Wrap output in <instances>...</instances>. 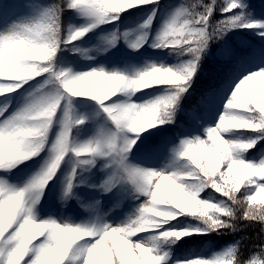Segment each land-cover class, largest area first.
<instances>
[{
	"label": "snow or ice",
	"instance_id": "obj_1",
	"mask_svg": "<svg viewBox=\"0 0 264 264\" xmlns=\"http://www.w3.org/2000/svg\"><path fill=\"white\" fill-rule=\"evenodd\" d=\"M149 6L152 7L147 18L139 25L143 34L128 44L133 51H139L148 43L146 30L150 29L158 14L160 0H117L115 3L112 0H60L59 3L54 0L50 3L3 0L0 3V65L6 70L28 66L32 58L21 55V50L47 47L41 37L54 30L59 34L55 57L58 52L67 49L90 59L80 48H69V45H74L101 25L115 23L125 9H147ZM165 7L169 11L150 47L175 54L181 59L177 67L149 65L137 70L126 66L111 71L100 67L73 74L71 69L54 66L52 59L49 64L33 65V70L38 73L34 78H17L11 82L0 79V90L12 89L0 94L3 97L0 100V117H4L0 120V156L3 157L0 159V173H3L0 177V204H7L20 196L26 209L23 214L17 210L10 226L0 234V264H10L16 259L14 252L31 225H49L57 231L64 230L65 234L75 231L83 234L84 239L62 252L49 242L48 230H42L40 234V229H33L31 243L27 245L19 264H40L44 258L49 259L50 264H98L94 258L98 250H103L107 264H264V207L253 205V201L258 199L264 204V147L254 155H248L260 141H264V43L257 46L243 41L240 47L223 44L214 58L217 63L209 72L208 86L185 113L186 123L176 125L173 136L165 137L153 146H145L144 140H141L146 131L153 128L164 130V125L175 123L180 100L185 94H190L189 89L202 70L210 43L221 41L229 32L238 33L245 29L254 30L264 41V23L250 22L246 18L245 6L236 0H211L209 3L204 0H178L175 5ZM251 8L264 13V4H253ZM66 12H76L85 19V25L65 28L61 18ZM217 12L221 14L219 17ZM128 35L127 32L118 34V31H113L103 37L104 51L114 48L121 38L127 42ZM154 71L174 74L156 82L155 85L164 86V94L150 99L175 102L174 112L164 120H157L147 130L127 131L126 139L121 133L128 129L126 114L134 108L131 91L128 93L130 98L113 102L112 98L121 93L97 96L80 88L93 74L120 76L126 84H132ZM28 75L25 73L26 77ZM37 77L39 79H35ZM33 81L36 83L32 84ZM253 81H257L256 90L242 91ZM25 85L31 89H25L27 95L19 91ZM172 88L179 90L178 96L168 94ZM12 93H17V96H12ZM225 94L226 102L220 114L215 116V123L203 127V138L201 135L188 138L192 129L200 127L209 118L213 101L224 99ZM20 96L23 97V104L5 117L12 102ZM80 97L91 98L96 103L98 111L94 118L102 117L114 126L110 130L101 128L94 138L84 143L71 139L73 130L85 123L83 118L75 116L72 106V99ZM41 111L55 113L52 127L58 125V132L46 149L48 155L42 161L33 160L32 165H25L26 168L39 167L27 179L19 181L20 186L17 187L9 183V178L15 175L12 170L30 159L20 162L12 154L18 137L29 130L25 122ZM226 120L241 121L243 126L226 127ZM234 129H243L255 133V136L241 139L235 133L242 131ZM142 146L146 155L139 163H131L129 155L132 149L136 147L139 152ZM45 148L46 145L43 150ZM50 151L59 152V155L53 159ZM165 154L167 163L164 167L160 170L152 168L154 159ZM201 158L207 163L202 164ZM97 159L103 161V170L106 171V178L98 185L99 190L107 193L117 186L130 185L132 198L140 201L134 212L115 226L104 222L102 217H97L91 224L75 226L63 219L59 222L51 218L38 221L33 209L44 198L46 189L50 193L56 189L62 163L66 161L70 169L65 168L63 178L58 181L57 198L61 203L71 198L74 187L79 186L74 184L80 175L78 169L85 165L93 166ZM168 182L182 185L190 195L195 196L200 201L199 211L196 208L185 209L178 204L165 187ZM50 184L51 189L48 187ZM162 189H166L163 196L160 194ZM208 189L219 193L221 199L213 203L211 201L215 197L210 194L206 199L198 198ZM45 206H48V201H45ZM158 213H165L167 218ZM189 213L197 221L196 225H189L181 219L189 217ZM146 219L152 223L146 225ZM25 220L29 221L28 225ZM245 229H258V243L242 235L224 251L207 259L199 256L172 259L171 247L187 236L195 234L211 238L212 233L221 236ZM171 232L184 235L177 240L175 236L167 235ZM38 236L42 239L33 243ZM108 241H111L110 245Z\"/></svg>",
	"mask_w": 264,
	"mask_h": 264
},
{
	"label": "rangeland",
	"instance_id": "obj_2",
	"mask_svg": "<svg viewBox=\"0 0 264 264\" xmlns=\"http://www.w3.org/2000/svg\"><path fill=\"white\" fill-rule=\"evenodd\" d=\"M3 0H0L2 3ZM169 9L164 10L161 17V22L157 26L155 30L152 31L150 39H152L157 35L163 21L168 13ZM31 15V14H30ZM261 17V23H264V13L259 15ZM72 27L78 28L84 26L86 21L84 18L79 16L76 12L72 16ZM144 22L143 19L136 20L132 25H125L121 34L127 32L129 35L127 37V42L124 40L125 45L121 48V50L117 52H113V48H109L108 51H104L106 47L103 37L108 36L113 29L103 30L96 28L93 31L87 33L86 37L82 38V42H80V49L85 52L87 57L90 59H83V66H78L75 64H65L61 65L62 69H71L73 74L79 73L82 71L89 70L90 68H104L107 71H111L113 68L117 70H121L126 66H131L137 70H141L147 68L149 65L155 66H164V67H174L172 63H169L164 57H156L152 53H141L139 55L129 52L130 48L128 44L132 41H135L139 36L143 33L139 28V25ZM84 39V40H83ZM135 52V51H134ZM152 54V55H151ZM131 75V73H127ZM257 81L251 82V84L245 86V90L250 85H256ZM85 87L91 88V84H85ZM99 85H97V88ZM30 91L31 89L28 88ZM24 95H27L26 91L21 92ZM138 93V92H137ZM137 93L131 97V101L134 103H142L146 100L154 99L156 96L147 95L144 97H137ZM12 96H17V93L11 94ZM123 96V95H122ZM3 98H0L2 100ZM127 98L123 96V98L118 102H123ZM23 104V97H17V100L13 101L11 106L8 108V111L5 112V117L12 114L19 106ZM72 106L74 110V114L77 118H83L85 120L84 125L80 127V132L75 134L71 139L76 143H84L88 140L95 137L98 130L103 128L104 130H110L111 127L110 121H106L102 117H95L94 114L98 111V106L95 105V102L91 100H79L76 98L72 99ZM223 104L220 105L219 102L214 101L213 107H211L210 113V122L209 124L215 123V116L220 114V110L222 109ZM215 113V115H212ZM4 119V117H0V120ZM214 121V122H213ZM208 124V125H209ZM203 131V130H202ZM201 132H198L196 135H201ZM58 132V125H54L49 134L48 142L46 144L47 147H50L51 141L55 138L56 133ZM188 138H192L190 134ZM201 138L202 135H201ZM143 137L141 136V140ZM139 144V141H137ZM48 155L45 150L44 156L39 160H43L44 157ZM146 155V153L142 151H137L136 147L132 149V153L129 155V160L131 163H139V161ZM67 161V159H66ZM62 163L61 170L58 172L57 177L58 181L63 178L64 169L69 168L70 165L66 163ZM167 163V155L160 156L154 159L152 163V168L155 170H160ZM39 167V165H35L34 168L28 169L23 176L20 177H10L9 183L15 184L17 187L20 186L19 181L27 179L29 175L35 168ZM81 174L77 178L74 184L79 185L78 187H74L73 195L71 198L67 199L65 202L61 203L57 194L59 192V182L57 181L56 189L53 193H50L47 189L44 193V198L41 199L40 203L35 206L33 209L34 215L38 221L45 220L48 218L55 219L58 222L63 219L65 222H68L72 225H85L91 224L97 217H102L104 222L112 224L113 226L120 224L122 221L126 220L129 215H131L136 206L140 203V201L134 200L132 198V189L130 185H122L117 186V188L113 189L111 192L103 193L99 190L98 185L106 178V171L103 170V161L97 159L93 166L89 167L85 165L80 169ZM3 176V173H0V177ZM49 189L52 188L48 186ZM170 187V185H169ZM166 189L161 190V195H164ZM45 201H48V207L45 205ZM45 207V208H44ZM50 208V209H49ZM143 235V234H141ZM42 237L38 236L33 243L38 242ZM134 239V238H133ZM111 241H108L107 244L110 245ZM138 254V253H134ZM94 258L98 261V264H107V259L103 250H98L94 253ZM23 264V262H21ZM170 264V262H169Z\"/></svg>",
	"mask_w": 264,
	"mask_h": 264
},
{
	"label": "trees",
	"instance_id": "obj_3",
	"mask_svg": "<svg viewBox=\"0 0 264 264\" xmlns=\"http://www.w3.org/2000/svg\"><path fill=\"white\" fill-rule=\"evenodd\" d=\"M39 2L40 3H50L51 0H39ZM54 2L59 3L60 0H54ZM177 2H178V0H160V9L158 11V14H157L156 18L153 20L150 29L146 30L148 32V43H145L144 46L139 49V51L134 52L133 50L130 49L129 52L137 54V55L141 54L142 52L143 53H152L156 57L166 58L169 63H172L174 65V67L179 66V64L181 62L180 58H177L175 56V54H171L167 50L161 51L159 49H153L152 47H150V44L152 43V41L149 40L150 36L152 34V31L155 30L157 28V26L159 25V23L161 22L162 13L164 12V10L168 9L165 6L175 5ZM189 2H195V0H189ZM204 2L209 3V2H211V0H204ZM218 2H222V0H218ZM236 2L245 6V12L247 13L246 18L250 22L261 23V17H259L261 12L253 11L251 6L253 4H264V0H236ZM117 6H119V4H117ZM151 7L152 6H149L147 9L136 8V9H132L130 11H128V9H125V12L121 13L119 20H117L113 24L101 25L99 27V29H103V30L113 29L114 31H118V34H121V31L123 30V27L125 25H132L136 20H139V19L145 20L147 18V15L149 14V12L151 10ZM73 15H74V12H66L63 14L61 20H62V24L64 25L65 28L69 25L72 26L73 22L71 19H72ZM216 15L219 17L221 14L219 12H217ZM243 41H249L251 43L256 44L257 46H259L261 43H264V41H262L261 38L256 35L254 30H247V29L242 30L238 33L229 32L223 37V39L221 41H217L215 43H210V46L207 50L208 55L204 58L202 65H201L202 70H201V72H199L197 74V77L194 78L192 87L189 89L190 94H185L184 98L180 100V105H179V108L177 109V112H176L175 123L173 125H164L163 126L164 130H161L160 128H153V129H150V130L146 131L145 133H143V135H142L143 139L142 140H144L145 146H153V145L159 143L161 139H163L165 137L173 136V134L176 130V125L181 124V123H186L185 113L192 107L193 104H195L197 102V100L201 96L203 90L209 84V72H210V70L214 69L215 64L217 63L214 59L216 56V53L219 51V49L221 48V46L223 44H228V45H231L233 47H240ZM80 42H82V39L76 41L74 45H69V48H71V47L80 48ZM124 45H125V42H124L123 38L119 39L116 46L112 49L113 52L114 51L117 52L118 50L120 51L121 48L124 47ZM63 63L75 64L78 66L84 65L83 59L79 54H73L72 52L68 51L67 49H65L64 51L58 52L57 56L53 60L54 66L59 67L61 69H62L61 65ZM35 79H39V77H37ZM31 83L35 84L36 82L33 81ZM163 87H164L163 85H153L149 89H142L140 92L137 93L136 96L137 97H144L147 95L160 96V95L164 94V88ZM25 89H28V85H25V87L20 89L19 91L23 92V91H25ZM88 89H90V88L84 86L85 91H87ZM256 89H257V84L255 86L250 85L249 87H247L246 90L244 89L242 91H251V90H256ZM0 98H3V97H0ZM122 98H123L122 94H118L116 97L112 98V101L118 102ZM76 99L91 100V98H88V97H80V98H76ZM226 99H227V96L225 94L224 99H216V100H217V102L220 103V105L221 104L224 105V103L226 102ZM216 100H214V101H216ZM95 105H96V103H95ZM222 108H223V106H222ZM235 110L236 111H242L241 109H235ZM211 112L212 111L210 108L209 109V118L207 120H205L200 125V127L192 129L191 135L198 134V132H201L203 130V127H205L209 124L210 119H211L210 118ZM110 126H111V124H110ZM80 127L73 130L72 138H73V136H75V134H77L81 131ZM234 130L242 131V132H236L235 133V136H238L241 139H245L248 137H254L255 136V133L246 132L243 129H234ZM152 134H154V135H152ZM145 137H147L146 140H145ZM262 147H264V141H260V143H258L251 150V153L248 155H254ZM45 150H46V148H45ZM45 150H42L41 153L37 157L30 159L29 161L25 162L24 164H20L18 166V168L13 169L12 171H13V173H15V175L12 177L15 178V177L23 176L27 171H29L28 169H30V168H26L25 165L26 164L32 165L33 160H39L41 157L44 156ZM140 151L146 153L145 147L142 146ZM66 159H67V157H66ZM185 159H187V158H185ZM201 163L206 164L207 160L204 158H201ZM78 172L81 174L80 169H78ZM257 179H259V178H257ZM76 180L74 182H78ZM49 186H51V184ZM241 190H243V184H241ZM209 194L212 197H215V200L211 201L213 203H215L221 199L219 197L220 194L216 193L212 189H208L205 192L201 193L198 198H200L202 200L206 199L209 197ZM253 205L258 206V207H264V204H261L259 202V199L256 201H253ZM43 206H45V205H43ZM198 211H199V209H197V212ZM188 216L189 217H182L181 219L185 220V222L189 225H196L197 221L195 219L191 218V213H189ZM172 223H176V222L173 221ZM257 233H258V229H245L241 232L231 233L228 235H221V236H217L215 233H212L211 238L193 234V235H190V236H187V237L181 239L180 241H178V243L176 245H173L171 247V250H170L171 256H172L173 260L192 258V257H196V256L207 259L214 254H218V253L224 251L230 244L234 243L235 240H239L242 235H246L252 242L258 243V241L256 239Z\"/></svg>",
	"mask_w": 264,
	"mask_h": 264
},
{
	"label": "clouds",
	"instance_id": "obj_4",
	"mask_svg": "<svg viewBox=\"0 0 264 264\" xmlns=\"http://www.w3.org/2000/svg\"><path fill=\"white\" fill-rule=\"evenodd\" d=\"M112 2L115 3L117 0H112ZM41 39L43 43L47 45V47L21 50V55L32 58V61L28 66L6 70L2 65H0V79L11 82L17 78H34L35 75L38 74L33 70L34 64H49L50 61L55 58V49L59 40L58 31L54 30L44 33ZM42 70L43 69H41V71ZM8 73L11 74L9 75ZM25 73H29V75L26 77ZM173 75L174 74L171 72L161 73L154 71L150 74H146V76L138 82L126 84L123 77L120 76H97L93 74L84 81L80 88L82 91H85L84 85L90 83L92 87L87 90L88 93H94L97 96L101 94L115 95L117 93H121L126 98H130L128 95L130 91L134 95L144 88L152 87L156 84V82L163 80L165 77H171ZM97 85H99L98 88ZM4 91H12V89L0 90V94H3ZM168 94L170 96L176 97L179 95V90L176 88L169 89ZM174 109L175 102L167 103L157 100H146L140 103L138 106L134 103L133 110L126 114L129 127L125 130V132L121 133V136L126 139V132L133 129L147 130L149 127L154 126L157 120H164L168 116L172 115ZM54 115V112L48 114L41 111L37 113L36 116L25 122L29 130L18 137L17 143L15 145L16 150L12 154L14 159L23 162L26 159H31L34 155H38L43 150L44 146L48 142L49 132L52 127V118ZM225 126L230 128L241 127L243 126V122L238 120H226ZM135 134L138 135L139 133ZM49 155L51 158L55 159L56 156L59 155V152L50 151ZM0 159H3V157L0 156ZM165 187L167 188V191L171 193V195L176 199L177 203L185 209H199L200 201L196 199L195 196L190 195L182 185L168 182L166 183ZM34 194L35 192H33V195ZM197 195H199V193H197ZM17 210H19L21 214L26 211L24 205L21 202L20 196L14 197L7 204H0V234H3V232L6 231L10 226ZM157 215L167 218L165 213H158ZM262 215H264V212H262ZM144 223L146 225H150L152 221L146 219ZM25 224L28 225L29 221L25 220ZM36 228L41 230L40 234H42V230H48L50 233L49 242L59 247L62 252L69 249L79 240L84 239L83 234L77 233L75 231H70L65 234L64 230L61 229L57 231L49 225H31L28 228L27 233L22 236L20 246L14 252L16 259H13L10 264H19L27 245L31 243L33 229ZM167 235L175 236L178 240L184 235V233L171 232ZM40 264H50V260L44 258L41 260Z\"/></svg>",
	"mask_w": 264,
	"mask_h": 264
}]
</instances>
